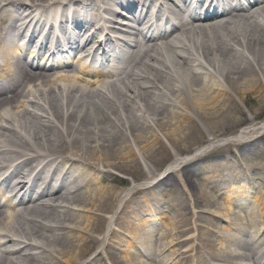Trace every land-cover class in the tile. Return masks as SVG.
I'll list each match as a JSON object with an SVG mask.
<instances>
[{
    "label": "bare ground",
    "instance_id": "6f19581e",
    "mask_svg": "<svg viewBox=\"0 0 264 264\" xmlns=\"http://www.w3.org/2000/svg\"><path fill=\"white\" fill-rule=\"evenodd\" d=\"M178 1L198 9L196 1ZM231 1L225 0L223 12H202L189 23L183 16L175 29L163 32L162 13L182 9L173 0H141L144 7L157 4V38L145 36L155 29L142 30L140 17L136 29L118 27L120 35L133 37L134 48L124 53L115 74L105 75L94 74L80 60L60 59L61 68L53 69L27 65L9 45L14 20L19 10L43 14L60 6V16L41 18L64 24L72 18L68 8L78 7L72 11L82 39L77 49L88 58L89 48L100 46L103 36L104 42L118 44L116 35L108 36L117 25L96 23L111 24L108 15L127 23L124 11L131 18L136 11L127 0H0V183L12 198L29 199L19 206L0 204V264H264V121L242 128L230 142L239 162L261 159L252 171L241 165L198 168L210 152L201 149L215 146L216 136L193 159L174 161L172 171L161 173L153 186L124 195L126 190L112 185L124 183L114 172L143 168L136 150L150 152L151 161L162 160L169 152L162 137L176 152H190L201 137L199 124L226 134L247 122L241 105L264 111V0L237 8ZM91 6L97 11L88 15ZM74 32L68 26L63 44L57 39L52 46H66ZM34 89H43L40 98ZM239 170L245 176L259 171L252 187L240 185L236 195L243 200L244 191H258L256 200L229 199L212 211L219 198L200 188L195 174L206 175L212 185L216 174ZM187 185L195 196L187 195ZM169 189L179 191L185 209L171 211L172 223L161 234L168 242L160 244L140 232L149 213L145 202L155 199L157 190ZM203 253V261L194 263V255Z\"/></svg>",
    "mask_w": 264,
    "mask_h": 264
},
{
    "label": "rangeland",
    "instance_id": "374dc122",
    "mask_svg": "<svg viewBox=\"0 0 264 264\" xmlns=\"http://www.w3.org/2000/svg\"><path fill=\"white\" fill-rule=\"evenodd\" d=\"M32 72L36 73L38 72V70H34ZM42 91L43 89L39 91L38 89H34L33 93H37L38 95L37 98H40ZM240 108L243 114H245L246 116L245 119L247 118V122H245L244 124H241L235 129H230L228 131H226L228 129V126H225L224 129L226 131V134L222 133L224 132L223 130L222 132H219V131H216L215 129L213 130L215 132H212L209 126H205L204 124H199L201 125V130H202L200 134L201 137H199V140L193 146H191L192 150L190 152H176L173 146H171L172 143L170 144V142L167 141L165 137H162V139L164 140L166 146H168L169 152H166V155L164 156L162 160H158L157 158H155V160L152 159L153 161H151L150 152H140V151L138 152V150H136L137 151L136 154L139 156L140 163L142 164L143 168L141 170L139 169V173L137 172L134 174H132L133 172L124 173V174L119 173V172H114L117 178L123 180L124 183L121 185L120 184H112V185H114L117 188L116 189L117 191L126 190L124 195H127L128 193L136 191V190H140L146 185H147L146 187H150L151 181H153L157 176H159L165 169L170 168L172 164L174 163V161L184 160V158L193 157L195 153L199 151V149L202 148L201 146L205 144H209L210 142L208 143V141L209 140L211 141L216 136H218V139H214V140L215 141L220 140V141L215 146L209 145L201 149V150H207V151L210 150V152H208L207 157L206 156L203 157V161L197 165L198 168H208V166L210 167L214 165H222V166L228 165L231 167L238 168L239 165H241L244 169L251 168V171H252V168H255L261 164V159L259 160L255 159L253 161L246 160L244 162H239L240 157L237 158L236 156H234V152L232 151L233 150L236 151V149L232 146L230 142H231V138L233 137V135H236L237 133H239V131L242 128L245 129L253 125H257L260 122H263L264 121V111L261 113H256V110H257L256 107L255 108L246 107L244 105H241ZM15 111L17 112L18 110L15 109ZM36 112L40 113V111L38 110H36ZM35 121L37 122V120ZM211 126L215 127V125H211ZM225 154L231 157L230 161H225L219 158ZM251 171L249 170V172H247V176H245V173L242 174L240 170L239 172H230V171L220 172L214 176L213 178L214 184L212 185H209L207 183L206 175L197 176L198 174H195L196 177H194V179L197 180V183L199 184L200 188L206 187L207 191H209L211 194L215 193V195L218 196L219 198L218 204L216 207L211 209L213 211L217 208L225 207L229 199H232L233 202H235L236 204H239V202L241 203L244 201H249L248 203H251L256 200V198L254 199L253 197H256L257 195H259V192L253 191V190H250V191H253L252 193H254V195L252 193L248 194L244 191L243 194L245 195H244V198H242L243 200H239L236 198V195H238V190H237L238 186L244 185V187L246 186V188L249 189L250 187H252V185L249 184L250 180H252L253 182L256 181V179H254L255 177L254 175L258 174L259 171L258 172H251ZM178 176L179 175L177 174L176 179L177 178L178 179L176 180V182L182 180V177L181 176L178 177ZM191 187L192 186L187 185L183 188L186 190L185 192L187 193V195L189 194L190 196H195L193 193L195 190H192ZM176 192L177 191H175V189L174 190L169 189L166 192L157 190V197L153 200H151L152 197H150L151 199L150 198L149 199L151 201L145 202V206L147 207L149 213H147L144 217V220H143L144 227H142L141 229V232H140L141 235L143 234L146 236H150L155 241H157V243L160 241V244H164L168 242V240H161V234L164 233L166 229H168L167 228L168 225L172 223L173 214L171 211L173 209H177V210L185 209L184 205L181 203L182 200L179 198L180 196L179 191L178 193ZM251 197L253 198V200H250ZM219 223L221 225V222ZM222 225L224 226L225 223L222 222ZM116 243L117 245L122 246L123 242L117 240ZM216 245L217 247L219 246L218 243H216ZM201 247L203 248L204 246H201ZM126 248L127 247L122 246V249H126ZM203 256H204V253L202 256L196 254L194 255L193 260L196 261L198 259H201V262H202ZM122 257L125 258V255H123ZM194 263H197V261ZM211 264H213V261Z\"/></svg>",
    "mask_w": 264,
    "mask_h": 264
}]
</instances>
